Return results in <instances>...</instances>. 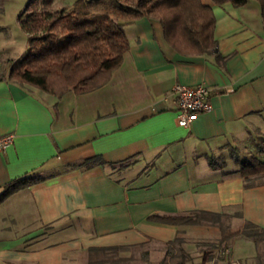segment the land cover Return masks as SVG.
Segmentation results:
<instances>
[{"label": "crops", "instance_id": "obj_1", "mask_svg": "<svg viewBox=\"0 0 264 264\" xmlns=\"http://www.w3.org/2000/svg\"><path fill=\"white\" fill-rule=\"evenodd\" d=\"M200 1L214 13L215 51L184 54L141 18L125 27L120 66L91 93L58 99L9 79L19 57L0 65V136L15 135L0 152V197L15 180L42 178L0 198V264H101L95 250L127 248L118 258H128L132 247L177 238L185 257L161 264H260L252 242L238 254L197 245L246 223L264 230V183L246 187L232 155L255 156L264 136V0ZM177 84L211 91L212 111L189 129L177 123ZM220 157L213 169L208 159ZM95 159L106 165L83 166ZM202 211L220 223L162 220Z\"/></svg>", "mask_w": 264, "mask_h": 264}, {"label": "trees", "instance_id": "obj_2", "mask_svg": "<svg viewBox=\"0 0 264 264\" xmlns=\"http://www.w3.org/2000/svg\"><path fill=\"white\" fill-rule=\"evenodd\" d=\"M55 1L29 0L27 15L21 21L22 30L28 37L29 51L11 64L8 76L20 84L38 87L58 99L69 92L81 95L105 86L130 48L125 27L141 18L158 21L167 42L184 54H205L216 50L214 13L210 6L202 4L200 0H73L69 6L62 8L53 7ZM212 1L218 6L228 3L242 6L247 2ZM232 155L239 163L238 173L246 187L264 183V136L257 141L255 156L241 160L237 155ZM208 161L213 169L225 164L223 157L209 158ZM97 163L106 165L100 159H95L85 162L83 166L90 168ZM41 180L37 176L15 180L4 188L1 197ZM221 217L202 211L164 216L162 220L180 226L202 225L206 219L220 222ZM245 227L247 231L222 230V240L226 242L244 234L255 243L258 241L257 235H264V230L254 224L246 223ZM182 244L179 238L166 244L167 255L178 252V257L184 258L186 254ZM148 246L130 249L133 252ZM123 249L127 248H106L95 252L101 253V264H136V261L148 264L151 256L148 250L143 251L139 259L133 255L118 258V253ZM184 261L180 264H184Z\"/></svg>", "mask_w": 264, "mask_h": 264}, {"label": "rangeland", "instance_id": "obj_3", "mask_svg": "<svg viewBox=\"0 0 264 264\" xmlns=\"http://www.w3.org/2000/svg\"><path fill=\"white\" fill-rule=\"evenodd\" d=\"M72 2L73 0H56L53 7L62 8L64 6H69V4H71ZM28 3L29 0H0V65L2 67H4V65L6 66V64H8L9 62H12L13 60L11 59L13 58H21L26 56L29 51L28 37L21 27V21L27 15L26 8ZM241 152L242 154H244V156L246 154L247 157L249 155L247 153H250V151L245 153L244 150L240 151V153ZM236 154L238 157L241 156V154ZM217 223L220 222H217L214 219H206L205 221H203L202 225L216 226ZM224 229L225 231H233L232 228ZM242 229L244 231H247L245 226H242ZM256 240L258 241L255 242V255L257 261L260 264H264V235H257ZM248 242L254 243L253 240L246 237L244 234L238 235L226 242L221 240V236H218L217 240L200 241L197 247L199 248L200 252L207 251L209 253H216L220 250L227 253L228 249L229 251L234 249V251H236V253L238 254L240 252H245L250 248ZM145 250H148L151 253L148 264H161V262H165L164 260L166 258H169V261L172 262V258L167 255L165 248L155 245H149L145 248L133 250V252L129 253L128 256L133 255L135 258L139 259L141 253ZM166 261H168V259H166Z\"/></svg>", "mask_w": 264, "mask_h": 264}, {"label": "built area", "instance_id": "obj_4", "mask_svg": "<svg viewBox=\"0 0 264 264\" xmlns=\"http://www.w3.org/2000/svg\"><path fill=\"white\" fill-rule=\"evenodd\" d=\"M171 95L176 99V119L182 128L189 129L201 114L212 111L211 91L206 86L190 87L177 84L172 88ZM14 141L15 135L12 133L0 136V152H5Z\"/></svg>", "mask_w": 264, "mask_h": 264}]
</instances>
